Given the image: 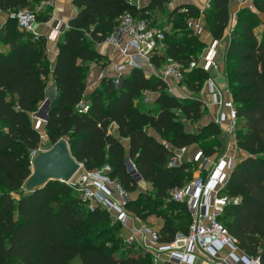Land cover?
<instances>
[{"label":"trees","instance_id":"obj_1","mask_svg":"<svg viewBox=\"0 0 264 264\" xmlns=\"http://www.w3.org/2000/svg\"><path fill=\"white\" fill-rule=\"evenodd\" d=\"M40 1L0 0V9L12 13L0 27V264H153L148 251L133 249L135 244L121 236L119 221L103 208L90 210L70 184L51 180L34 192L21 189L32 173L33 153L42 143L31 116L46 101L52 76L57 96L46 108L44 124L50 143L66 138L71 154L86 171L110 165L111 176L131 196L139 183L134 168L152 186L154 198L151 194L132 197L129 211L155 228L161 243L188 233L191 214L185 203L170 199L169 192L183 187L200 170L191 160L174 167L169 160L176 148L197 145L206 156L223 149L224 143L218 140L223 131L215 122L198 132L184 129V120L195 126L204 118V102L197 95H174L162 76L148 74L146 68L129 69L119 86L112 76H105L100 86L86 94L87 64L106 59L95 46L107 40L118 18L129 12L156 27V22L149 21L150 11L163 10L171 0H150L144 6L133 0H72L77 14L60 35L52 70L47 38L20 29L13 16ZM231 7V0H210V6L201 11L182 2L170 16L184 36L163 31L164 46L154 53L152 65L161 70L169 61L177 63L182 72L180 84L197 94L210 73L190 65L199 61L207 44L194 34L188 20L204 12L214 40H228L222 62L237 108V140L243 156L221 191L238 200L225 207L221 220L240 250L264 264V31H254L256 12L264 15V0H254L255 10H239L226 39ZM34 13L37 22L51 17L49 9ZM146 91L158 94L157 109L140 104ZM81 103L87 104V111L80 112ZM14 192L20 194L19 199ZM151 215L160 220L158 227L148 220ZM111 237L118 239L119 253L109 246Z\"/></svg>","mask_w":264,"mask_h":264},{"label":"built area","instance_id":"obj_2","mask_svg":"<svg viewBox=\"0 0 264 264\" xmlns=\"http://www.w3.org/2000/svg\"><path fill=\"white\" fill-rule=\"evenodd\" d=\"M238 2L248 3L254 0ZM209 6L210 0H207L204 9ZM183 11L188 12V8ZM13 16L20 29L32 32L37 38L42 35L37 29V17L33 11L22 9ZM117 21L106 42L119 48L125 57L123 62L115 66L112 76L114 84L119 86L129 69L153 67L152 57L163 48L165 34L156 27L149 26L146 20L134 18L129 12L123 13ZM67 26L68 24H57L54 28L55 35L60 36ZM188 26L200 37L206 31L202 18H190ZM125 35L129 36V40L123 46ZM218 42L214 41L208 46V53L202 57V63L192 61L190 67L201 66L207 71L215 67ZM168 63L169 69L162 77L168 83L169 91L177 96L176 89L182 80V72L177 63ZM168 79L174 82L171 83ZM207 83L213 95V103L218 106L215 123L227 134L223 149L213 156H206L201 150H197L188 157L190 147L176 148L169 160L170 167L191 160L200 170L183 187L173 188L169 192L170 199L185 203L191 214L192 222L187 234H178L171 243H161L157 230L141 222L129 211L128 205L132 196L111 176V167L108 164L93 171H79L75 175L74 185L90 210L103 208L122 224L127 242L144 245L146 251L152 255L153 264H262L259 257L246 255L240 250L236 238L221 221L225 207L238 200L222 194L221 191L231 171L243 156V151L237 140V108L232 98L225 97V94L230 95L229 89L220 88L211 77ZM87 109L86 103L80 104V112ZM36 117L39 120L36 128L40 129L41 120L46 121L43 109ZM133 174L139 181L142 180L134 168Z\"/></svg>","mask_w":264,"mask_h":264},{"label":"crops","instance_id":"obj_3","mask_svg":"<svg viewBox=\"0 0 264 264\" xmlns=\"http://www.w3.org/2000/svg\"><path fill=\"white\" fill-rule=\"evenodd\" d=\"M186 3H191L198 7L201 11L204 10L206 6L207 0H184ZM232 7L231 11L237 12L244 6H239L238 0H231ZM42 9H49L51 13V17L46 22H38L37 29L38 31L44 35L47 38V57L50 62V68L53 69V66L55 64L57 54H58V41L60 36H56L54 33V28L57 24H67L71 18H73L77 14V9L73 5L72 0H42L37 5V10ZM12 13L9 11H3L0 9V27L4 24V22L8 19L9 16H11ZM263 15V14H262ZM264 16V15H263ZM201 39L206 42V48L204 49L201 57H200V63L203 61V56L208 53V46L212 44L215 40L211 34V32L206 27V31L201 36ZM129 40V36L125 35L123 39V46L127 43ZM225 41H219L218 42V56H217V65L209 70L210 77L215 80L217 85L222 89L228 88V82L227 78L224 74V64L222 60L220 59V53L221 49L224 46ZM2 48H4L3 45H1ZM96 49L98 52L106 56L107 62H89L87 65L89 66L88 73L86 76V94L92 92L95 88L100 86L102 79L105 76H113L115 73L114 68L117 64L124 61L125 57L123 52L113 46L112 44L108 42H103L100 44H96ZM150 71V74L154 73L156 75L159 74V70H156L154 67H147ZM169 82L173 83L174 81L172 79H168ZM182 87V86H181ZM180 89L183 90V88L176 89V94L179 97H183L180 93ZM46 96L47 99L54 100L57 96V88L54 83V79L51 76L49 85L46 90ZM158 94L156 92L152 91H146L143 93L142 98L140 99V104H142L144 107H150L157 109L156 99ZM197 96L204 102V107L206 108V115L202 119L203 121L206 119L205 124L206 125L210 122H215V118L217 116L218 106L213 103V95L210 92V88L208 83H205V86L203 89L197 93ZM226 98H231V95L225 94ZM113 130L116 129V125H113ZM223 131V130H222ZM148 132L157 138H159V135L155 130L152 128H148ZM225 138H227V134L225 131L222 133ZM127 140H125V143ZM198 150V147L191 146L189 148L188 157H191L196 151ZM218 152L215 154L217 155ZM226 251V250H225ZM227 252V251H226Z\"/></svg>","mask_w":264,"mask_h":264},{"label":"rangeland","instance_id":"obj_4","mask_svg":"<svg viewBox=\"0 0 264 264\" xmlns=\"http://www.w3.org/2000/svg\"><path fill=\"white\" fill-rule=\"evenodd\" d=\"M149 1L150 0H133V2L136 3L138 6H144V5L148 4ZM182 2H184V0H171L170 2H168L165 5V8L163 10H153V11H150V13H149V21L150 22H152V21L153 22H156V25L155 26H156V28L158 30H161V31H166L167 30V31H169V34H172V33L176 32V31H178V37L179 38L180 37L182 38L184 35L181 34V30H178L175 27V24H174V22H172L171 16H170L171 12L176 7H178L180 4H182ZM238 3H239V6H244V7H248V8H251V9L255 10V8H254V2H248V3L247 2H242V3L241 2H238ZM244 7H242V8H244ZM29 10L30 11H33V12H36L37 6H34L31 9H29ZM203 13L204 12H200V16H196L194 18L195 19L202 18L203 23L206 26L207 23H206L205 17L203 16ZM238 14H239V11H237V12L231 11V21H230V24H229V26L227 28V31H226V39L229 38L231 32L233 31V29H234V27L236 25ZM254 19H255V23H256L255 24V27H254V31L257 34H261L264 31V16L261 13L256 12V16H255ZM227 46H228V40L225 41L224 46L221 49V53H220V59L221 60H222L223 54H224ZM103 62L106 63L107 62V58ZM169 66H170L169 63H167V64H165V65L162 66V69L159 70L160 76H162L163 73L166 72L169 69ZM146 72L148 74H150V71L148 70V68H146ZM178 86H179L178 88H183V90L180 89V93L183 96V98L186 97V96H190V95H192V96L197 95V94H194L191 91L187 90L186 86L183 83L179 84ZM43 114H44L45 117H47L46 108L43 109ZM36 115H38V113L37 114H32V116H31L32 122L35 125V127L37 126V124L39 122V120L36 117ZM40 118H43V117H40ZM45 122L46 121H44V120H41V122H40L41 123L40 124V131H41V134H42V143H41L40 150H46V149H49L50 147L53 146L50 143L48 136L45 134V131H44V124H45ZM205 122H206V119L204 121L201 120L198 124H196L195 126H192L188 121L184 120L183 121L184 129L187 130V131L198 132L201 129V127L204 126L203 124H205ZM64 140H66V138ZM218 140H221L224 143L225 140H226V138L224 137L223 134L222 135L220 134V135H218ZM194 146L198 147L197 145H194ZM198 150H199V148H198ZM219 152H221V150ZM83 169L84 168H82L80 170V172H82ZM197 174H198V171L194 172V176H196ZM75 178H76V176L69 182V184L73 187V189H74V191L76 193H80L81 194V192H79L76 189L75 185H74L75 184L74 183ZM21 192H24V188L23 187L21 189ZM141 194H146L147 196H149L151 194L152 195L151 198L152 199L154 198L152 186L149 183L144 182L143 180L139 181V183H138V190L132 194V197L134 199H138V198H140V195ZM13 196L16 199H19L20 194L14 192L13 193ZM81 196H82V194H81ZM146 200L148 201V199H146ZM148 220L150 222H152L156 227H158L159 224H160V220L155 215L149 216L148 217ZM111 226H112V223H111ZM115 231H116V228H113L112 229V233L115 232ZM121 236H123V238L126 240V235H125L124 232L121 233ZM132 244H135L134 245L135 248H133V249L139 250V252L140 251L141 252H145L146 251V248L144 247V245L140 244L139 242H132ZM109 246L111 247V249H113V250L115 249L118 253L120 252V248H118V239H113V237H111V241L109 243ZM132 252H134V251H132ZM75 261H78V260L75 259Z\"/></svg>","mask_w":264,"mask_h":264},{"label":"water","instance_id":"obj_5","mask_svg":"<svg viewBox=\"0 0 264 264\" xmlns=\"http://www.w3.org/2000/svg\"><path fill=\"white\" fill-rule=\"evenodd\" d=\"M49 103L50 100L46 99L41 110L47 108ZM82 168L83 164L71 154L68 142L59 139L49 149L33 153L32 173L26 179L24 189L34 192L51 180L69 183Z\"/></svg>","mask_w":264,"mask_h":264}]
</instances>
